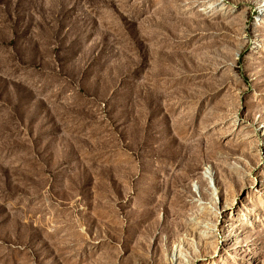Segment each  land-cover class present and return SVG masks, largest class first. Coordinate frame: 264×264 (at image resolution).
Instances as JSON below:
<instances>
[{"label": "rangeland", "instance_id": "1", "mask_svg": "<svg viewBox=\"0 0 264 264\" xmlns=\"http://www.w3.org/2000/svg\"><path fill=\"white\" fill-rule=\"evenodd\" d=\"M0 264H264V0H0Z\"/></svg>", "mask_w": 264, "mask_h": 264}, {"label": "bare ground", "instance_id": "2", "mask_svg": "<svg viewBox=\"0 0 264 264\" xmlns=\"http://www.w3.org/2000/svg\"><path fill=\"white\" fill-rule=\"evenodd\" d=\"M227 209V208H226ZM216 229H218L216 226H215V224H214V231H216Z\"/></svg>", "mask_w": 264, "mask_h": 264}]
</instances>
